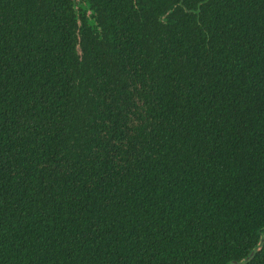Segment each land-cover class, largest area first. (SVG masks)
<instances>
[{
	"label": "trees",
	"instance_id": "1",
	"mask_svg": "<svg viewBox=\"0 0 264 264\" xmlns=\"http://www.w3.org/2000/svg\"><path fill=\"white\" fill-rule=\"evenodd\" d=\"M85 1L0 0V264H264V0Z\"/></svg>",
	"mask_w": 264,
	"mask_h": 264
},
{
	"label": "water",
	"instance_id": "2",
	"mask_svg": "<svg viewBox=\"0 0 264 264\" xmlns=\"http://www.w3.org/2000/svg\"><path fill=\"white\" fill-rule=\"evenodd\" d=\"M263 242H264V238H262L260 245H262ZM255 252H256V250L254 249V250L249 254V256H247L243 261L233 260V261H232L231 263H229V264H232V263H234V264H242L243 262L249 260L252 256H254Z\"/></svg>",
	"mask_w": 264,
	"mask_h": 264
},
{
	"label": "rangeland",
	"instance_id": "3",
	"mask_svg": "<svg viewBox=\"0 0 264 264\" xmlns=\"http://www.w3.org/2000/svg\"><path fill=\"white\" fill-rule=\"evenodd\" d=\"M78 1V7L81 5L83 9H89V4L85 0H77Z\"/></svg>",
	"mask_w": 264,
	"mask_h": 264
}]
</instances>
